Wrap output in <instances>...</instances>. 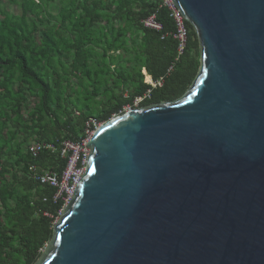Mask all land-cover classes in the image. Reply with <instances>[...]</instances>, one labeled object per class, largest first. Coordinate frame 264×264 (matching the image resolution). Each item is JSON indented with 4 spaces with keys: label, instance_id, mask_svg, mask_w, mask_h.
Segmentation results:
<instances>
[{
    "label": "water",
    "instance_id": "1",
    "mask_svg": "<svg viewBox=\"0 0 264 264\" xmlns=\"http://www.w3.org/2000/svg\"><path fill=\"white\" fill-rule=\"evenodd\" d=\"M201 71L100 126L37 264H264V0H173Z\"/></svg>",
    "mask_w": 264,
    "mask_h": 264
},
{
    "label": "trees",
    "instance_id": "2",
    "mask_svg": "<svg viewBox=\"0 0 264 264\" xmlns=\"http://www.w3.org/2000/svg\"><path fill=\"white\" fill-rule=\"evenodd\" d=\"M154 15L160 31L145 25ZM187 27L179 56L161 0H0V264H37L64 207L32 167L62 172L63 142L85 140L92 119L103 125L138 99L150 109L188 94L203 63ZM34 142L57 149L35 157Z\"/></svg>",
    "mask_w": 264,
    "mask_h": 264
},
{
    "label": "built area",
    "instance_id": "3",
    "mask_svg": "<svg viewBox=\"0 0 264 264\" xmlns=\"http://www.w3.org/2000/svg\"><path fill=\"white\" fill-rule=\"evenodd\" d=\"M161 2L162 6L170 11L171 17L176 25V31L173 37L178 42V54L179 56H181L185 53L189 38L187 20L181 13V11L177 8L173 0H161ZM145 25L146 27L151 29H155L158 31L162 30V24L158 22L157 15H154L153 17L145 21ZM172 70L173 67L169 69V73ZM163 82L164 79L158 82L152 81V84L155 88H157L162 87ZM151 94L152 90L149 91L148 97H150ZM143 101L144 99H138L135 105L139 107L143 103ZM100 126L101 125H99L96 120L92 119L89 124H87V138L85 140H82L80 142L67 140L63 142L61 154L63 157L68 158V162L62 172L52 169L38 171L36 167H32V169L35 171L34 175L36 180L40 181L42 184H48V186L57 190L54 201L57 202L59 200H62L64 202V207L60 211L57 219H59V217L63 214V211L73 200L75 192L87 172L88 163L93 153V149L88 142L91 141L92 137L95 135ZM30 149L33 155L37 157L43 150L48 149L51 151H55L57 147L51 142H34L31 145ZM45 216L52 217V215L49 213H45Z\"/></svg>",
    "mask_w": 264,
    "mask_h": 264
},
{
    "label": "rangeland",
    "instance_id": "4",
    "mask_svg": "<svg viewBox=\"0 0 264 264\" xmlns=\"http://www.w3.org/2000/svg\"><path fill=\"white\" fill-rule=\"evenodd\" d=\"M147 80H148V79H147ZM140 109H141V106H139V107L136 106L135 109H134V108L131 109V107H128L127 110H126V113L131 112V110H140ZM59 220H60V217H59V219H57V220L55 221V225L59 222ZM48 246H49V245H47V247H46V249L44 250V252L47 251Z\"/></svg>",
    "mask_w": 264,
    "mask_h": 264
}]
</instances>
